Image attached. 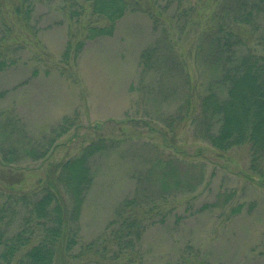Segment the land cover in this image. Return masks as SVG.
Returning a JSON list of instances; mask_svg holds the SVG:
<instances>
[{"label": "rangeland", "instance_id": "obj_1", "mask_svg": "<svg viewBox=\"0 0 264 264\" xmlns=\"http://www.w3.org/2000/svg\"><path fill=\"white\" fill-rule=\"evenodd\" d=\"M127 1L109 21L87 0H0V232L28 240L9 264L44 237L33 211L61 163L92 146L67 264H264L249 144L213 148L186 115L206 90L200 0Z\"/></svg>", "mask_w": 264, "mask_h": 264}, {"label": "trees", "instance_id": "obj_2", "mask_svg": "<svg viewBox=\"0 0 264 264\" xmlns=\"http://www.w3.org/2000/svg\"><path fill=\"white\" fill-rule=\"evenodd\" d=\"M87 1L92 14L109 21L121 16L128 7L127 0ZM202 1L199 6L205 25H202L200 41L206 49L202 58L206 90L196 100L187 99L186 115L191 114L199 131L197 135L213 148L227 150L248 143L249 170L264 179V0H204L201 4ZM19 8L14 11L18 12ZM2 24L11 31L10 26ZM104 30L92 28L90 37L101 36ZM90 148L87 157L82 155L61 163L57 177L50 179V184L43 189L33 212L41 221L45 235L22 264H67L63 256L58 257L59 251L62 253L58 239L64 237L70 217L78 213L92 181L88 157L101 146ZM136 204L130 200L122 211ZM123 221L113 241L117 245L122 242L121 235L132 234L131 229L135 227L134 220L123 218ZM140 225L137 223V237L139 229L144 228ZM5 235L0 232V260L9 264L10 258L28 240L27 243L21 238L10 241ZM2 261L0 264H4ZM114 264H120L118 257Z\"/></svg>", "mask_w": 264, "mask_h": 264}]
</instances>
